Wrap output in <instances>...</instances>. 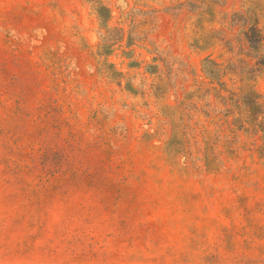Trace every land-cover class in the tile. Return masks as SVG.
<instances>
[{"label": "rangeland", "instance_id": "rangeland-1", "mask_svg": "<svg viewBox=\"0 0 264 264\" xmlns=\"http://www.w3.org/2000/svg\"><path fill=\"white\" fill-rule=\"evenodd\" d=\"M0 264H264V0H0Z\"/></svg>", "mask_w": 264, "mask_h": 264}]
</instances>
